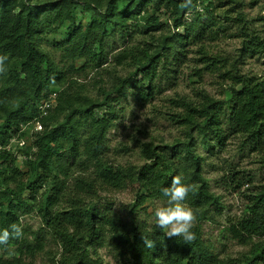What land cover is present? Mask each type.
I'll list each match as a JSON object with an SVG mask.
<instances>
[{"label": "trees", "instance_id": "trees-1", "mask_svg": "<svg viewBox=\"0 0 264 264\" xmlns=\"http://www.w3.org/2000/svg\"><path fill=\"white\" fill-rule=\"evenodd\" d=\"M226 1L233 7L240 4ZM183 3L127 0L121 6L120 0H0V55L8 57L6 71L0 74V139L18 134L35 118L42 121V129L32 138L26 130L19 133L25 145L0 152V230L13 223L23 230L21 238L0 246V264H26L24 256L33 258L42 251L48 234L62 246L60 264H101L97 251L105 243L122 255L119 264H256L264 259V180L244 189L245 206L229 226L232 237L252 242L256 253L224 259L205 241L203 221L213 220L225 207L204 174L205 156L199 150L215 153L232 136H241L252 149H264V76L230 69L223 97L200 87L193 97H182V110L170 114L184 136L164 143L140 141L142 164H121L107 157L109 131L119 126L129 96L139 104L153 101L162 90L159 81L171 79L168 65L179 62L191 42L218 33L213 29L214 0H192L187 8ZM82 11L92 12L86 23L80 20ZM165 11L174 30L156 40L153 32L167 24L160 15ZM238 14L243 22L241 55L264 58V36L246 28L247 19L241 11ZM50 34H59L62 40L47 49L43 43ZM135 34L152 38L140 46ZM198 52L207 67L219 63L203 45ZM55 53L66 68L56 62ZM119 66L130 68L121 73ZM88 69L96 70L100 78L104 72L111 78L99 86V96L89 97L77 88L82 99L73 101L77 99L64 87L55 115L40 117L39 102L48 89L82 86L69 74ZM58 113L63 114L61 120ZM260 163L264 169V156ZM176 175L194 186L184 201L197 218L192 229L196 239L190 244L164 237L165 230L141 211L149 197L168 200L162 189ZM225 175L226 187L233 190L253 179L250 172L235 168H228ZM123 189L135 196L126 214L101 194ZM32 212L42 225L28 232L22 217ZM142 236L154 240L155 247H145Z\"/></svg>", "mask_w": 264, "mask_h": 264}, {"label": "rangeland", "instance_id": "rangeland-1", "mask_svg": "<svg viewBox=\"0 0 264 264\" xmlns=\"http://www.w3.org/2000/svg\"><path fill=\"white\" fill-rule=\"evenodd\" d=\"M239 1L240 4L233 7L234 3L231 1L214 0L215 6L212 12L216 16L217 23L213 26V29L218 30V33L207 35L199 43L191 42L187 46L186 55L179 62L168 65L171 68L168 71L171 79L166 80L163 77L159 81L158 84L161 82L162 90L153 101L139 104L132 95L129 96L124 104L125 114L121 117L119 126L110 130L108 134L107 157L110 161L121 164H142L145 162V158L140 152V141L164 143L184 136L183 128L180 124L175 123L170 113L181 111L183 108L181 105L182 97H186V99L193 97L196 87L205 88L216 97H223L224 88L228 82L226 79L228 70L238 69L239 72L264 76L263 57L241 55L240 25L243 22L238 20V12L241 11V15L247 19L244 24L246 28L251 32L260 33L264 36V0ZM126 2L127 0H120L121 6H124ZM91 13V11H82L80 20L86 23ZM227 14L230 17H227ZM160 15L161 19L166 21L167 24L153 32V37H156V40H160L164 35L170 34V31L174 30L170 13L165 11ZM190 16L189 13L186 17ZM218 22L221 25H218ZM133 38L136 40L135 43L144 46L146 44L144 41L151 40L152 37L147 34H135ZM61 40L62 37L59 34H50L43 45L47 49H52V43ZM201 45L207 49L210 55L219 60L216 66L207 67V62L201 59V54L198 52ZM54 56L60 66L67 67L65 65L67 63L62 61L59 53H55ZM80 64L81 62H78L76 66ZM128 68L130 66H119L118 70L121 73H126ZM69 75L82 86L52 85L47 91V96H45L51 99L49 117L55 115L59 103L58 95L64 87L69 88L77 99L73 101H78L82 99V96L76 92L77 88L83 89V92L89 97L96 98L99 96V86L101 84L107 85L111 80L105 72L104 75L106 76L100 78L94 69L75 71V73ZM62 117V113L57 114V120H61ZM25 129L30 138L37 131L33 124H29ZM199 150L205 156L204 174L209 180L211 189L221 195L225 207L222 213L215 214L213 220L203 221L205 241L213 247L220 258L245 259L246 256H253V253H256L254 244L252 242L244 244L234 239L229 226L232 221L240 216L245 206L244 189L264 180V169L260 163L261 158L264 156V149H252L241 136H232L227 139L226 144L221 149H216L215 153H211L202 147H199ZM18 161H22V156H18ZM228 168L250 172L253 179L236 190L227 188L224 176H226L225 173ZM101 194L113 199L115 209L123 214H126L130 205L135 204V196L129 189L102 192ZM183 203L186 207H189L188 204ZM161 206H167V199L149 197L142 205L141 211L150 222H154L155 209ZM22 223L28 232L38 230L42 225L40 216L36 212L24 215ZM255 240H259V238H255ZM44 242V249L38 252L35 257L24 256L23 260L26 264H60L59 260L63 255L62 246L49 234ZM97 254L101 264H119L122 260V255L108 243L99 247ZM256 264H264V259H259Z\"/></svg>", "mask_w": 264, "mask_h": 264}, {"label": "clouds", "instance_id": "clouds-1", "mask_svg": "<svg viewBox=\"0 0 264 264\" xmlns=\"http://www.w3.org/2000/svg\"><path fill=\"white\" fill-rule=\"evenodd\" d=\"M192 4V0H184L182 7L187 8ZM8 59L5 55H0V74L6 71L5 62ZM194 186L185 184L181 175L172 178L171 184L162 189L163 194L168 197L167 206L157 207L154 212L155 223L159 229H163L164 237L181 238L185 244H190L196 239V234L192 229L196 223V214L191 207H186L184 201ZM23 236L22 227L18 224H11L9 228L0 230V246H7L11 239H19ZM144 246L152 249L155 241L142 236Z\"/></svg>", "mask_w": 264, "mask_h": 264}, {"label": "built area", "instance_id": "built-area-1", "mask_svg": "<svg viewBox=\"0 0 264 264\" xmlns=\"http://www.w3.org/2000/svg\"><path fill=\"white\" fill-rule=\"evenodd\" d=\"M55 94V92H53ZM40 107V117L47 115L49 112V109L51 107V99L49 97H43L39 102ZM33 124L34 127L37 130L42 129V121L39 118H35L32 121H30L28 124L23 125L22 128L19 130V133L23 130H26L25 128L29 125ZM13 134L10 137L6 138L5 140L0 139V152L8 149H14L16 148V145L23 146L26 143L25 137L21 136L20 134Z\"/></svg>", "mask_w": 264, "mask_h": 264}]
</instances>
